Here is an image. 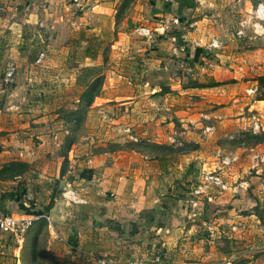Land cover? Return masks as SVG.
Instances as JSON below:
<instances>
[{"label":"crops","instance_id":"crops-1","mask_svg":"<svg viewBox=\"0 0 264 264\" xmlns=\"http://www.w3.org/2000/svg\"><path fill=\"white\" fill-rule=\"evenodd\" d=\"M251 1L132 0L128 6L125 0H0V211L39 213L40 206L55 202L64 181L86 202L75 204L70 222L50 225L72 253L63 264L124 262L156 253L177 264H264L252 257L264 244H248L246 260L243 252L227 258L221 243L238 241L226 242L220 229L225 219L229 226L243 224L245 245L259 220L251 210L241 211L264 201V179L253 175L264 169L256 157L264 153V139L256 141L258 131L241 127L255 115L264 132V99L240 91L255 85L241 80L248 65L240 62L261 49L241 52L239 28L230 31L241 23L240 9L252 10ZM141 27L151 35L138 33ZM213 39L220 47L210 46ZM92 40L111 44L118 60L105 64L100 94L85 107L80 99L86 83L106 62L92 50ZM39 51L46 53L41 67L55 56L52 70L39 71L56 73V82L32 74ZM9 60L18 75L5 88L1 77ZM174 68L204 76L174 86L164 80ZM223 72L233 74L231 87L219 83ZM212 73L218 74L213 80ZM152 90L157 105L150 102ZM234 130L239 134H230ZM245 135L251 143H238ZM227 139L235 140L233 148ZM218 151L238 156L227 175L236 192L216 191L198 208L186 206L184 194L202 169L212 167ZM13 163L25 168L7 174ZM207 200L214 203L217 226L207 222ZM259 229L264 241V226Z\"/></svg>","mask_w":264,"mask_h":264},{"label":"rangeland","instance_id":"rangeland-1","mask_svg":"<svg viewBox=\"0 0 264 264\" xmlns=\"http://www.w3.org/2000/svg\"><path fill=\"white\" fill-rule=\"evenodd\" d=\"M131 1L132 0H128L127 2L128 6H130ZM245 1L247 0H240V3L242 6H244ZM250 3H251L250 4L251 7H253L252 10L249 12L248 10L244 11L246 8L240 9L241 11H238L236 15L237 16L236 19L238 20L237 22H241V23H238V25L233 24L232 28L230 26V31L233 33L236 27L239 28L237 29L238 30L237 34L242 37V40L239 42V45L241 46L240 48L241 52L243 50L261 49V51H259L258 53H255L253 56L248 55L246 57L247 60H243L240 62V64L246 63L248 65V71H241V74H240L241 80L242 81L250 80L251 84L252 83L255 84L252 87H248L249 89H247L246 91L243 89L240 91L242 93L246 92L253 99H264V83H261L258 80L259 76L264 75V20L262 21L261 19H259L255 13L257 4L258 3L264 4V0H252ZM131 10H127V11L130 12ZM248 12H249V19L248 21H245L244 17H245V14H248ZM232 18L234 19V17ZM91 43H92L91 48L93 51H99V53L104 54L106 62L105 63L102 62V65H99L100 68L97 67V72H96V74L100 75L102 77V80H104V76L102 75V72L104 68L106 67L105 64H107L108 66L115 65L116 63H114V61L118 60V54H115L116 49L110 52V48L112 45L104 41L92 40ZM258 54H259V57H257ZM53 57L55 56L50 55L47 62H45L44 66L42 67L41 65L43 63L39 66L34 65L32 67V74H38L37 80H44L45 82L47 81L50 83L56 82V77H57L56 73H52V72L43 73L42 71H39V70H48V69L52 70L50 69V66L54 65L53 61L55 59ZM220 59L222 61L221 62L222 64H226V63L228 64V61H226L225 59L223 58H220ZM176 60L177 59H175L174 61H170V63L172 64L174 62L173 64H175L177 62ZM206 61L211 62V63L216 62L214 58H208L207 56H206ZM236 62L237 61H235V63ZM251 66H253V68H251ZM17 75H18V71H17ZM17 75H16V78H17ZM198 76H204V74L203 75L198 74ZM198 76H195V74H193L191 71L183 70L182 68L176 70L174 68L172 72L164 74V80L166 79L167 81L174 83V86H176L177 82L179 81H180V83L178 84L179 86H183V85L188 86V85H193L196 82ZM209 76L210 75H208V78ZM217 76L218 74L212 73L211 79L213 80ZM232 76L233 74L231 72L220 73L218 77L220 79L219 83H222V84L225 83L226 85H228V87H231L230 84L235 81L232 79ZM149 77L153 78V75L149 74ZM66 78L68 79L67 76ZM31 80H34V79H31ZM251 89L253 90L255 89V91L250 92ZM151 93L152 94L148 96L150 97L154 96L157 93V91L152 90ZM70 94L72 95V92ZM228 94L229 96H233L232 94H236V93H232V90H228ZM261 104L264 105V103H261ZM63 114L65 118H69L71 115L70 111L68 112L66 110L63 111ZM254 116L255 115L250 116L244 120H248V121L252 119L258 120L259 129L257 130L258 136L256 137V141L263 140L264 132H259L261 129L260 122H259V119ZM195 124L196 123H193L192 126H195ZM231 130H233V128ZM74 131H77V132L82 131V120L78 119V122L76 124ZM230 134H239V133L234 130ZM245 134H248V133H245ZM227 141L229 142V144L228 142L226 144L227 147L233 148V146H235L233 144L235 140L227 139ZM251 141H252V138L248 135H245V136L240 137L238 143L242 142L244 144H249L251 143ZM20 169L21 168L14 166L12 170H8L6 173L8 174L11 172H18L20 171ZM229 171H230V168L228 170V174H229ZM255 174L259 176V180L264 179V169L257 173L253 172V175ZM194 183L195 182H193V184ZM189 189L184 194L185 195L184 197H186ZM250 210L253 212L254 217H256L257 220H259V222L256 224V227L254 228L255 233L251 235L250 237H248L250 241L248 243H245V245H244V241H241L242 238L244 239V237L246 236V235L244 236L245 226L243 224L236 225L237 227H239V230H234V231H239V233H237L236 238H234L232 236L233 230H231L230 228L233 224L229 226L226 219L224 221L223 220L221 221L220 229L224 231L223 232L224 240L226 242L238 241L237 243H232L230 247L227 246V243H221V247H222L221 249L223 250L222 252L229 251V252H225L227 258L229 257L228 253H230V256H231L233 253L239 254V252H243L245 253L246 256L242 255L240 258L242 261L246 260L248 258H251V257H248L250 256L248 252L249 249L247 248L248 244H253L259 247L264 244L263 239H261L263 238V236L261 235V230L259 229V226H264V201L258 202L256 205H254L253 208L249 210L242 209L241 212L249 213ZM38 214L40 213H37V215ZM207 222L208 224H214L215 226H217V224H219L220 221L218 220L216 222V216H212L210 218H207ZM50 225L52 227V224L50 223L49 219H47L46 217H44V215H42V217H39L32 222V224L27 228V230L24 232L22 237L15 236L13 234L12 235L11 234L10 235L8 234L0 235V264H18V260H20L22 264H63V262L65 261L64 259H66L67 257L66 255L69 254L68 257L71 258L72 253L67 252L66 249L63 248L64 242L61 241L58 238V236H56L55 230H50ZM209 226H206L207 230H209L208 229ZM259 250L261 251H258L256 254H253L252 257L264 260V247ZM156 254L161 255L164 258V260L168 261V259L162 253H156ZM235 257H239V256L237 255ZM168 262H170V260Z\"/></svg>","mask_w":264,"mask_h":264},{"label":"built area","instance_id":"built-area-1","mask_svg":"<svg viewBox=\"0 0 264 264\" xmlns=\"http://www.w3.org/2000/svg\"><path fill=\"white\" fill-rule=\"evenodd\" d=\"M256 15L262 21L264 20V4L258 3L255 10ZM138 33L150 36L151 31L148 28H138ZM221 43L217 39H213L210 42V46L213 48L220 47ZM46 58L45 51H39L34 59V64L39 66L43 63ZM17 65L13 60H9L5 63L1 83L3 87H10L15 83L17 75ZM255 89H251L250 92H254ZM100 114L105 117V112L100 111ZM242 129L250 130L256 132L259 129V123L257 119H252L250 121L244 120L241 125ZM67 132V131H66ZM55 138V136H54ZM170 142L175 143V139L169 137ZM258 161L264 162V153L261 156H256ZM238 160L236 154L225 155L220 151L216 154V159L211 168L202 169L197 174V179L195 183L190 187L187 192L186 197H184V204L191 208H198L200 202L207 198L213 192H226L231 191L236 192L232 183L227 179L228 170L231 165ZM69 202L75 204L85 203V199L80 196L79 192L73 188H67L63 194ZM42 217V214L34 213L32 215H13L7 212L0 211V235L2 234H13L15 236L22 237L27 228L32 224V222ZM48 219V216H44ZM231 230H239V227L232 225ZM212 231V227L208 228ZM57 236V235H56ZM100 264H176L164 260V258L159 254H153L148 258L127 260L124 262L109 261L106 258H100L97 260Z\"/></svg>","mask_w":264,"mask_h":264},{"label":"water","instance_id":"water-1","mask_svg":"<svg viewBox=\"0 0 264 264\" xmlns=\"http://www.w3.org/2000/svg\"><path fill=\"white\" fill-rule=\"evenodd\" d=\"M159 99L158 95H154L151 97L150 102L157 105ZM66 189V183L61 181L56 191V200L48 214V219L52 225L68 223L73 219L75 203L69 202L66 198H64L63 194ZM213 204L214 203L212 202L210 203V200H207V206L205 207L207 218L214 216V212H212Z\"/></svg>","mask_w":264,"mask_h":264},{"label":"trees","instance_id":"trees-1","mask_svg":"<svg viewBox=\"0 0 264 264\" xmlns=\"http://www.w3.org/2000/svg\"><path fill=\"white\" fill-rule=\"evenodd\" d=\"M127 1L128 0H125V3ZM258 80L261 83H264V75L259 76ZM102 82H103L102 77L98 74H95L90 80L87 81L86 87H85L84 91L82 92L81 99H80V101H82L83 106H85V107L90 106V104L93 102L95 96H98L100 94ZM81 115L82 114L79 112L78 113V119H81V117H82ZM63 156H64V159L66 160V154H63ZM11 166H13V167L16 166V167L21 168L20 171H22L25 168V165L21 164V163H13ZM54 194H55V191L52 194V198L54 197ZM53 204H54V200L52 199L47 205L40 206L41 209H39V213L44 215V216L48 215Z\"/></svg>","mask_w":264,"mask_h":264}]
</instances>
